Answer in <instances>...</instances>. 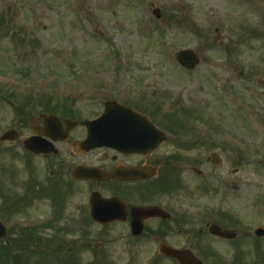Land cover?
Segmentation results:
<instances>
[{
    "label": "flooded vegetation",
    "instance_id": "obj_1",
    "mask_svg": "<svg viewBox=\"0 0 264 264\" xmlns=\"http://www.w3.org/2000/svg\"><path fill=\"white\" fill-rule=\"evenodd\" d=\"M254 14V33L264 39V0L254 1ZM84 98L10 107L9 124L0 128V138L6 137L0 139L2 221L20 218L13 229L30 231L36 248L52 240L46 233H62L61 257L73 262L260 264L264 233L260 237V227L241 217V199L264 197V191L243 183L241 164L251 162L263 174L264 161L251 160L254 152L241 160V134L157 131L166 140L151 148L143 128L116 136L112 146L85 150L87 122L107 102L149 114L120 87L109 95L77 97ZM93 197L97 207L112 212L109 218L92 217Z\"/></svg>",
    "mask_w": 264,
    "mask_h": 264
},
{
    "label": "rangeland",
    "instance_id": "obj_2",
    "mask_svg": "<svg viewBox=\"0 0 264 264\" xmlns=\"http://www.w3.org/2000/svg\"><path fill=\"white\" fill-rule=\"evenodd\" d=\"M155 8L170 14L157 20ZM245 11L241 0H0V128L11 106L82 103L81 91L109 95L120 87L143 99L161 128L241 134L244 159L254 152L251 160L264 161V45L243 28V16L247 25L255 20ZM184 48L204 55L195 73L176 66ZM251 164H241V179L264 191V173ZM255 205L241 199V217L263 224L264 204ZM16 219L7 221L9 240ZM4 245L0 264H15L19 254L30 260L19 264H37L31 248Z\"/></svg>",
    "mask_w": 264,
    "mask_h": 264
},
{
    "label": "water",
    "instance_id": "obj_3",
    "mask_svg": "<svg viewBox=\"0 0 264 264\" xmlns=\"http://www.w3.org/2000/svg\"><path fill=\"white\" fill-rule=\"evenodd\" d=\"M186 56L191 57V54L186 53V52L181 53V54H179V59L182 61V59H184ZM191 58L189 59V61L192 60V62H195L194 58H192V59ZM4 233H5V231H4L3 227L0 225V238L4 235Z\"/></svg>",
    "mask_w": 264,
    "mask_h": 264
}]
</instances>
